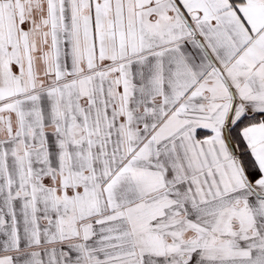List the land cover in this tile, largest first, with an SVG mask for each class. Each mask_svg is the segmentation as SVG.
Returning <instances> with one entry per match:
<instances>
[{
    "label": "snow or ice",
    "instance_id": "obj_1",
    "mask_svg": "<svg viewBox=\"0 0 264 264\" xmlns=\"http://www.w3.org/2000/svg\"><path fill=\"white\" fill-rule=\"evenodd\" d=\"M0 264H264V0H0Z\"/></svg>",
    "mask_w": 264,
    "mask_h": 264
}]
</instances>
